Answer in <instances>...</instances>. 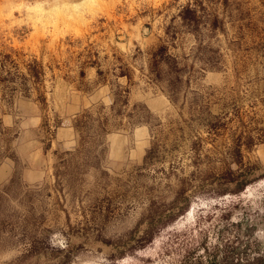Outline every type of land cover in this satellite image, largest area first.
Returning a JSON list of instances; mask_svg holds the SVG:
<instances>
[{
  "label": "rangeland",
  "instance_id": "obj_1",
  "mask_svg": "<svg viewBox=\"0 0 264 264\" xmlns=\"http://www.w3.org/2000/svg\"><path fill=\"white\" fill-rule=\"evenodd\" d=\"M252 166L237 196L196 191ZM181 188L187 212L111 259ZM263 196L264 0H0V264H210L229 212L225 242L264 245Z\"/></svg>",
  "mask_w": 264,
  "mask_h": 264
},
{
  "label": "trees",
  "instance_id": "obj_2",
  "mask_svg": "<svg viewBox=\"0 0 264 264\" xmlns=\"http://www.w3.org/2000/svg\"><path fill=\"white\" fill-rule=\"evenodd\" d=\"M180 18L183 23L192 27V31H197L200 17H197L196 10L194 8L190 6L185 7L181 12ZM213 22L214 29L216 27L215 23H217V20L215 19ZM157 58L158 57L152 58L150 64L151 72L156 71L158 73L160 70ZM32 64L36 66L37 62L33 61ZM31 71L35 72L33 68ZM35 75L36 72L34 73V76ZM79 126L80 128H84V125L82 124H79ZM210 129H216V126H210ZM244 146L247 150L250 149L251 140H248ZM235 154L238 155V152L236 151ZM262 178L263 177L258 174V167L252 166L245 168L242 172H236V175L234 176L232 174H225L220 177L217 176L214 180H211V183H207V180L196 191L199 194L211 193L221 197L226 195L237 196L242 193L246 187L256 183ZM206 186H208V188H206ZM183 194L184 192L181 188L178 192H176L174 199L168 204L151 203L148 207V212L145 218L140 223V225L144 227L141 235L133 239H126L119 244H113L110 241L109 243L103 242L104 245L112 247L115 252V254H112L111 259L121 260L128 252L135 251L137 249H144L145 245L153 241L154 235L158 234L160 229L166 228L167 225L174 223L179 217H182V215L187 212L189 207L188 196ZM262 204L264 207V196ZM229 213L219 217L221 222L226 221V223H228L227 225H221V227H219V222L217 221L213 227V233H215L218 239L221 240V245L217 244L208 248L206 242L201 243V247L204 248V252L207 253V257L209 259L207 262L210 264H264V245L259 239L256 240V238L255 240H250L248 238L242 246V251L234 245H236V243L237 245L241 244L244 239V235H239L237 233L232 240L230 239V241L228 240L225 242L223 234L226 233V227H234L236 228L234 231L239 232L241 226V223L239 222L232 223L227 221L228 216L230 215ZM219 254H221L220 260H216L215 262V258L218 257ZM201 262V259L199 262L189 261V258L187 257L185 260L180 261L179 264H201Z\"/></svg>",
  "mask_w": 264,
  "mask_h": 264
}]
</instances>
